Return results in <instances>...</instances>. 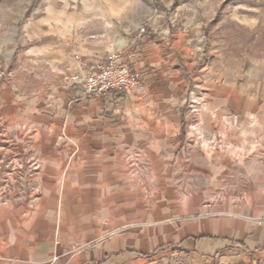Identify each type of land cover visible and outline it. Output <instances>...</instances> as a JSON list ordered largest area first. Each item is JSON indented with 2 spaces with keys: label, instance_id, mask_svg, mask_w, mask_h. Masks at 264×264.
<instances>
[{
  "label": "crops",
  "instance_id": "1",
  "mask_svg": "<svg viewBox=\"0 0 264 264\" xmlns=\"http://www.w3.org/2000/svg\"><path fill=\"white\" fill-rule=\"evenodd\" d=\"M101 45L79 53L122 50L137 88L86 96L75 58L0 87V264H264V62L199 27Z\"/></svg>",
  "mask_w": 264,
  "mask_h": 264
},
{
  "label": "rangeland",
  "instance_id": "2",
  "mask_svg": "<svg viewBox=\"0 0 264 264\" xmlns=\"http://www.w3.org/2000/svg\"><path fill=\"white\" fill-rule=\"evenodd\" d=\"M193 27L208 33L215 61L231 68L264 62V0H0V87L28 92L50 85L91 43L126 45L139 35Z\"/></svg>",
  "mask_w": 264,
  "mask_h": 264
},
{
  "label": "built area",
  "instance_id": "3",
  "mask_svg": "<svg viewBox=\"0 0 264 264\" xmlns=\"http://www.w3.org/2000/svg\"><path fill=\"white\" fill-rule=\"evenodd\" d=\"M141 31L145 32L146 28L142 27ZM75 60L76 70L65 75L64 82L80 88L86 96H102L134 89L140 85V73L125 59L124 52L120 49L110 51L100 60L88 59L76 53ZM201 101L194 98L192 106L195 112H198Z\"/></svg>",
  "mask_w": 264,
  "mask_h": 264
},
{
  "label": "trees",
  "instance_id": "4",
  "mask_svg": "<svg viewBox=\"0 0 264 264\" xmlns=\"http://www.w3.org/2000/svg\"><path fill=\"white\" fill-rule=\"evenodd\" d=\"M206 35H207V37H208V33L206 32Z\"/></svg>",
  "mask_w": 264,
  "mask_h": 264
}]
</instances>
